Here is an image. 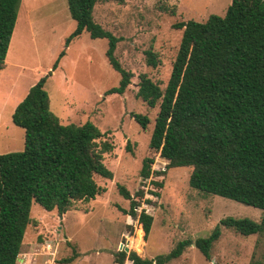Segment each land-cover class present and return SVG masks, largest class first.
<instances>
[{
	"label": "trees",
	"instance_id": "16d2710c",
	"mask_svg": "<svg viewBox=\"0 0 264 264\" xmlns=\"http://www.w3.org/2000/svg\"><path fill=\"white\" fill-rule=\"evenodd\" d=\"M126 0H66L74 31L71 41L86 31L91 39H106L105 56L120 75L117 86L105 95H122L131 83L132 73L124 70L114 56L117 38L95 23L93 8L98 3ZM21 0H0V70L16 24ZM182 31L179 48L164 90L145 74L139 75L136 97L150 108L159 106L147 155L139 170L141 180L163 176L151 170L153 154L167 162V168L190 167L189 186L197 191L233 200L262 211L259 222L226 217L209 235L184 240L167 254L141 258L153 218L141 210L137 216L134 251L114 254V264H168L180 257L191 244L206 259L221 235V228L241 236L264 234V0H231L223 16L210 15L205 22L188 20L174 25ZM39 79L17 104L11 120L24 131V148L0 154V264H16L32 204L47 212L65 214L76 201L93 200L102 190L94 177L112 179L103 163V154L112 144L100 141L105 133L91 122L61 124L49 108L44 89L47 76ZM146 63L159 64L155 53L145 52ZM142 129L149 120L133 115ZM126 149L130 151L128 144ZM156 191L138 189L132 196L122 185L120 196L135 209L148 194L159 197L162 182H151ZM124 215L136 214L118 208ZM143 234V240H142ZM137 253H136V252ZM79 256L74 250L58 264H71ZM253 260L250 264H264Z\"/></svg>",
	"mask_w": 264,
	"mask_h": 264
},
{
	"label": "rangeland",
	"instance_id": "374dc122",
	"mask_svg": "<svg viewBox=\"0 0 264 264\" xmlns=\"http://www.w3.org/2000/svg\"><path fill=\"white\" fill-rule=\"evenodd\" d=\"M231 0H126L98 3L92 17L95 23L120 41L115 58L132 73L131 83L122 95H105L118 85L120 75L109 64L106 39H91L86 31L65 49V39L74 31L66 0H21L16 24L0 70V154L24 148V131L11 120L17 104L33 84L51 71L59 53L61 58L44 85L50 111L61 124L81 125L87 121L101 133L100 141L112 144L103 154V163L112 179L94 177L102 192L93 200L76 201L59 215L32 204L30 218L16 264H58L72 250L79 254L71 264H114L121 246L131 247L138 228L137 216L144 210L153 223L142 252L145 259L165 255L177 243L206 237L221 219L248 218L259 222L262 211L230 199L206 194L189 186L190 167L167 168V162L153 154L152 176L141 180L139 170L147 155L159 106L150 108L136 97L139 75L145 74L164 90L177 54L182 31L175 24L194 20L205 22L210 15L223 16ZM155 53L159 64L146 63V51ZM133 115L149 120L142 129ZM128 144L130 151L126 149ZM162 182L159 197L146 194L135 209L119 195L124 186L133 196L138 189L156 191L151 182ZM118 208L136 214L124 215ZM206 260L193 244L168 264H250L264 255V234L241 236L221 228V235ZM124 264H131L125 261Z\"/></svg>",
	"mask_w": 264,
	"mask_h": 264
},
{
	"label": "water",
	"instance_id": "95a60500",
	"mask_svg": "<svg viewBox=\"0 0 264 264\" xmlns=\"http://www.w3.org/2000/svg\"><path fill=\"white\" fill-rule=\"evenodd\" d=\"M122 248H123V246H121V250H122ZM124 252H126V253H129L131 250L126 246V247H124Z\"/></svg>",
	"mask_w": 264,
	"mask_h": 264
},
{
	"label": "crops",
	"instance_id": "0c3cea01",
	"mask_svg": "<svg viewBox=\"0 0 264 264\" xmlns=\"http://www.w3.org/2000/svg\"><path fill=\"white\" fill-rule=\"evenodd\" d=\"M7 52H8V51H7ZM65 53H66V52H65ZM65 55H66V54H65ZM65 55H64L62 58H64V57H65ZM5 63H6V60H5ZM5 65H6V64H5ZM33 85H34V84H33ZM33 85H32V86H33Z\"/></svg>",
	"mask_w": 264,
	"mask_h": 264
}]
</instances>
